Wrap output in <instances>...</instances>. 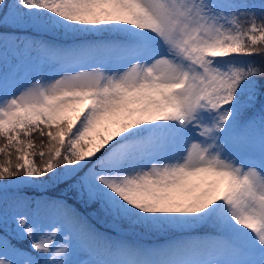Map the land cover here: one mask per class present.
<instances>
[{"label": "snow or ice", "instance_id": "obj_1", "mask_svg": "<svg viewBox=\"0 0 264 264\" xmlns=\"http://www.w3.org/2000/svg\"><path fill=\"white\" fill-rule=\"evenodd\" d=\"M256 57L264 0H0V264H264Z\"/></svg>", "mask_w": 264, "mask_h": 264}, {"label": "trees", "instance_id": "obj_2", "mask_svg": "<svg viewBox=\"0 0 264 264\" xmlns=\"http://www.w3.org/2000/svg\"><path fill=\"white\" fill-rule=\"evenodd\" d=\"M255 59L257 60L258 63H264V60H262L260 57H256ZM25 246H26V242H25Z\"/></svg>", "mask_w": 264, "mask_h": 264}]
</instances>
